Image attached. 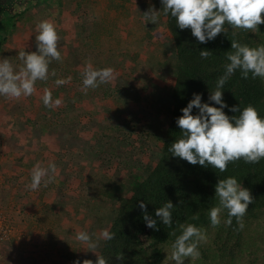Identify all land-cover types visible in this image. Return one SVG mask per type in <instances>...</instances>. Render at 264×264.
I'll list each match as a JSON object with an SVG mask.
<instances>
[{"label":"rangeland","instance_id":"1","mask_svg":"<svg viewBox=\"0 0 264 264\" xmlns=\"http://www.w3.org/2000/svg\"><path fill=\"white\" fill-rule=\"evenodd\" d=\"M61 2V8L43 5L21 14L0 46V61L7 58L18 72L23 67L18 53L29 52L30 31L35 30L34 37L36 25L44 18L55 25L58 33L69 38L66 45L65 38L60 36V62L73 67L77 62L83 68L91 64L94 69L114 70L113 98L106 97L109 91L104 90L103 84L94 90L88 89L85 94L83 77L79 75L74 82L60 68L53 69L55 76L50 72L45 84L37 81L36 92L29 97L0 96V177L9 185L4 179L8 173L3 170L11 171V163L23 151L32 153L23 155L34 160L29 166L23 165L26 181L12 175L17 177L16 188L21 184L22 193L11 211L17 212L15 218H22L45 242L43 252L31 250L20 257V264L22 261L24 264H80L74 259H95L97 249L96 254L90 252L86 244L76 240V234L84 231L95 240L108 224L112 210L97 202L100 194L95 188L96 182L110 178L127 183L130 177L146 174L160 157L161 142L157 138L163 135L170 120L174 52L165 18L158 12V22L153 24L146 23L143 17L150 8L158 11L153 1ZM72 43L77 48L75 55L71 52ZM69 77L70 83L56 86V79ZM45 89L51 91L53 100L62 101L59 107L50 109L43 105L41 97ZM73 100L76 106L70 109ZM64 126L74 130L72 134L80 135L86 145L75 147L73 153L57 150L61 134L53 131ZM45 130L50 133L44 138L42 131ZM105 148L107 153L101 151ZM110 152L112 156H106L103 163L102 154ZM14 154L17 156L12 157ZM37 163L44 168L54 163L57 172L47 187L42 182L39 190L32 191L26 185L30 184V174ZM14 169L18 171L19 166H13L12 173ZM7 216L14 228V215ZM29 236L34 235L28 233Z\"/></svg>","mask_w":264,"mask_h":264},{"label":"trees","instance_id":"2","mask_svg":"<svg viewBox=\"0 0 264 264\" xmlns=\"http://www.w3.org/2000/svg\"><path fill=\"white\" fill-rule=\"evenodd\" d=\"M45 1L47 0H0V46L6 42L9 29L14 27L15 21L28 9L43 5L62 7L61 0H49V3L44 4ZM152 1L165 18L174 52L175 81L169 92L170 120L163 135L157 138L161 142L160 157L151 169H147L146 174L130 177L127 183L115 182L110 178L96 182L95 188L100 194L97 202L112 210L105 229L114 234L112 240L99 239L97 255L103 256L107 264H174L171 260V245L182 233L180 226L192 224L205 230L206 241L199 244L200 258L186 259L185 264H264V159L254 164L245 163L241 159L230 163L227 171L221 173L211 166L205 168L198 164L191 165L168 151L175 140L182 138L176 119L182 115L181 109L194 98V93L201 95L202 103L219 107L209 100V95L216 90L218 78L224 75L225 65L230 63L227 53L233 51L231 41L235 40L252 48L264 45V24L259 25V31L255 33L237 30L235 34L225 25V33L201 44L192 36L190 29H179L175 18L170 14L165 16L161 0ZM37 34L30 38L29 52L37 50ZM58 35L64 36L60 31ZM63 38L68 45L69 38ZM72 44L71 52L75 55L77 48ZM200 50H208L211 54L203 59ZM76 63L73 67L65 61L53 60L49 65V78L53 69L60 68L63 70L61 73L69 74L74 82L80 78L79 75L82 79L84 66ZM103 88L109 91L106 97L113 98V79L103 84ZM222 91L223 101L228 105L223 111L229 117L239 115L230 111L231 107L239 106L242 110L251 105L264 118V80L253 79L251 73L247 79H243L237 70L229 77ZM73 103L74 100L69 104L70 109L76 106ZM198 112V109L193 108L194 115ZM72 131L74 130L65 126L53 131V134H61V144L57 150L73 153L72 149L75 147L86 145L85 140L80 135L72 134ZM42 132L44 138L50 133L46 130ZM81 151L85 153L84 149ZM101 151L107 153L106 148ZM111 154L112 152L102 154L103 163L106 156H112ZM228 177H235L238 183L250 190L253 197V203L243 217V228H240L235 217L230 226L224 223L228 219L227 210L222 212V222L218 227L214 228L210 223L209 210L219 203L215 197V186L218 180ZM141 201L146 205L147 214L157 220L158 231L146 226L143 218L145 212L139 207ZM168 201L174 205L171 210V227L163 225L155 216L156 209ZM118 256L122 258L118 259ZM96 259L97 257L92 259L93 264ZM74 260L80 264L84 261Z\"/></svg>","mask_w":264,"mask_h":264},{"label":"clouds","instance_id":"3","mask_svg":"<svg viewBox=\"0 0 264 264\" xmlns=\"http://www.w3.org/2000/svg\"><path fill=\"white\" fill-rule=\"evenodd\" d=\"M165 16L169 14L175 18L177 27L181 30L190 29L192 36L201 44L214 40L217 35L225 33V25H228L233 33L237 30L255 33L259 31V25L264 24V0H161ZM147 22H158V11L150 8L143 13ZM35 36L37 50L34 52L21 51L19 59L23 67L17 72L10 61L5 58L0 61V96L19 99L29 97L36 92L37 81H47L49 78V65L55 60H62L58 50L60 36L55 25L48 21H40L36 25ZM231 49L227 53L225 73L218 78L216 90L210 92L209 100L219 107L202 103L200 94H193V99L186 107L181 109L182 115L176 119V124L182 133V138L175 140L168 151L172 156L187 161L191 165L218 170L221 173L227 171L230 163L243 160L245 163H259L264 159V118L254 106H233L230 111L239 113L229 117L223 111L228 107L223 101V87L229 77L237 70L243 79H247L251 73L253 79L264 80V45L256 48L231 41ZM211 54L208 50H200V56L207 59ZM51 75L55 76L53 71ZM82 91L96 89L100 84L110 82L114 78L112 68L94 69L91 64L85 66L82 72ZM71 82V78L56 79L57 87ZM43 105L47 108L59 107L60 99L53 100L52 93L45 89L41 97ZM193 108L199 110L193 114ZM57 172L54 163H49L47 168L37 163L31 171V182L26 187L32 191L39 190L41 183L47 187ZM47 177V179H45ZM215 197L218 198V206L209 210L212 227L221 224V214L227 210L228 219L226 225L232 224L235 217L240 228H243V217L246 215L249 205L253 203V197L247 188L238 183L235 177L218 180L215 186ZM139 207L145 212L144 220L148 228L159 230L157 220L147 214L143 201ZM171 201L165 203L155 211V216L163 225L171 227L172 209ZM182 233L171 245V260L174 264H185L186 259H199V244L206 241V232L192 224L181 225ZM175 233H173L174 235ZM99 239L112 240L114 234L107 229L102 230L97 239L84 231L76 234V240L87 245L90 252L96 254ZM95 264H107L103 256L96 255ZM122 258L118 256V259ZM83 264H93L92 260H84Z\"/></svg>","mask_w":264,"mask_h":264},{"label":"crops","instance_id":"4","mask_svg":"<svg viewBox=\"0 0 264 264\" xmlns=\"http://www.w3.org/2000/svg\"><path fill=\"white\" fill-rule=\"evenodd\" d=\"M41 13H43V12H39V14H41ZM26 18H24L23 20H25ZM43 20H44V18L41 21H43ZM17 22H19V21H17ZM34 33H35V30H31L29 37L32 38ZM31 154L32 153H30V152L25 153L23 151V154L21 157H15L14 162L11 163V165H10L11 171H12L13 166H19L18 171H16L14 169L13 173H12L11 171L8 172L7 169L3 170L4 172L6 170L5 173H8L7 176H4V179L8 180L7 181L8 183L10 182L9 185L5 184L3 182V179H1V177H0V206H1L2 210L7 215L8 214L11 216L14 215L13 219H15L13 221L14 233H13L12 239L7 244L0 247V264H4V262H8V264H11V262H12V264H20L18 262L20 257L23 255H28L31 250H32V252H38L39 249L42 252L44 251L43 246H44L45 242L43 240V236L41 238V236H39L35 231H31L29 229L31 226H28L27 224H25V222H22V220H23L22 218H15V214L17 215V212L11 211L12 209H14L16 207V204L20 200V198H19L20 194L22 193L21 184L19 187L16 188L15 181L17 180V177H19V176H21L20 177L21 179H24L26 181V176L24 174H22L23 171L24 172L26 171V168L23 167V165L24 164L26 165V163H28L27 166H29V165L33 164V161H34L33 158L31 160L28 158H24L23 155L26 157V156L31 155ZM14 156H17V155L14 154L12 157H14ZM9 160H11V159L9 158ZM13 174H14V176H17V177L12 178ZM27 206L29 208H31L30 205H27ZM18 212H20V211H18ZM26 212L30 213L27 210H26ZM15 224H16V226H15ZM28 233H31L34 236L28 237ZM39 246H41V248ZM21 264H24V261H22Z\"/></svg>","mask_w":264,"mask_h":264},{"label":"built area","instance_id":"5","mask_svg":"<svg viewBox=\"0 0 264 264\" xmlns=\"http://www.w3.org/2000/svg\"><path fill=\"white\" fill-rule=\"evenodd\" d=\"M13 233V225L0 206V247L7 244L12 239Z\"/></svg>","mask_w":264,"mask_h":264}]
</instances>
